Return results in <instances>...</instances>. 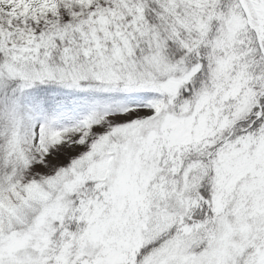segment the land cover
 Returning <instances> with one entry per match:
<instances>
[{
	"label": "snow or ice",
	"instance_id": "1",
	"mask_svg": "<svg viewBox=\"0 0 264 264\" xmlns=\"http://www.w3.org/2000/svg\"><path fill=\"white\" fill-rule=\"evenodd\" d=\"M0 264H264V0H0Z\"/></svg>",
	"mask_w": 264,
	"mask_h": 264
}]
</instances>
